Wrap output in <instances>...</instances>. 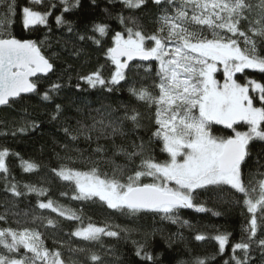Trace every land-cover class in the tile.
<instances>
[{
	"label": "snow or ice",
	"instance_id": "snow-or-ice-1",
	"mask_svg": "<svg viewBox=\"0 0 264 264\" xmlns=\"http://www.w3.org/2000/svg\"><path fill=\"white\" fill-rule=\"evenodd\" d=\"M119 2L125 8L140 9L149 0ZM151 3L157 9V26L151 33L128 26L129 22L135 25L134 18L118 13L124 31L111 34L109 45L103 43V38L109 36L107 24H93L91 36L79 35L80 40L90 39L101 47L106 64L111 65L107 76L101 65L79 80L88 89L112 93L125 87L122 82L127 81L130 62L155 61L158 70L151 88H128L135 101L143 102L152 111L155 130L145 144L137 131L142 127L141 114L129 105L122 106L124 112L120 116L114 117L112 112L101 114L96 109L97 115L88 114L90 124L77 120L74 128L64 126L63 132L71 142L83 137L89 145L96 142V146L86 156L79 147L64 145L69 151L60 158L58 167L50 169L55 178L71 188L70 193L60 195L80 203H99L132 223L150 215L191 227L187 220L181 219V210L204 212L207 210L204 205L196 202L201 191L227 190L245 215L241 238L230 242L231 233L217 231L210 237L217 245L215 255L196 257L190 264H209L229 248L231 255L224 264H253L251 253L255 250L260 251L264 264V161L260 154L253 161L250 147L254 141L264 142V83L250 78L247 71L264 73V0H151ZM59 6L62 11L54 17L55 23L58 27L67 25L72 32L71 22L63 13L78 7L79 0H59ZM57 7L55 0H29L23 7L18 6L17 0H0V108L21 105L28 94L49 101L63 88L57 80L41 93V80L54 72V63L44 52L51 46L48 37L17 38L12 33L17 19L24 30L44 26L51 31L49 17ZM146 71L150 68L146 67ZM218 72L223 75V83L216 78ZM76 89L81 91L79 83ZM62 112V106L57 104L51 119H58ZM214 125L231 131L215 135ZM238 125H246L247 130H239ZM36 127L34 122L22 120L11 129V134H24ZM118 136L126 144L117 145ZM101 139L110 140L111 149L100 144ZM153 140L167 154L163 161L149 151ZM13 156L20 159L26 173L38 168L8 147L0 148V180L4 182L5 194L10 193L13 198L11 203L14 205L17 199L34 193L36 208L50 210L67 221H77L79 226L67 234V241L54 239L60 247L53 249L45 247L44 234L35 227H0V264H78L72 256L64 257L65 244L70 253H87V264H111L97 251L72 248V238L103 249L104 238L128 239L135 229L113 223L110 218L97 224L89 217L85 224L82 209L59 204L48 196L47 188L21 185L9 166ZM117 156L124 157L126 163L117 164ZM77 162L83 167H75ZM9 214L19 215L6 208L0 214V222L9 223ZM45 220L53 230L58 228L55 219L32 217V222H40V226H44ZM16 223L19 225L21 221ZM194 238L204 241L209 237L198 233ZM132 243L136 245V257L155 264L157 258L143 244L135 240ZM112 254L115 256L114 251Z\"/></svg>",
	"mask_w": 264,
	"mask_h": 264
},
{
	"label": "trees",
	"instance_id": "trees-1",
	"mask_svg": "<svg viewBox=\"0 0 264 264\" xmlns=\"http://www.w3.org/2000/svg\"><path fill=\"white\" fill-rule=\"evenodd\" d=\"M58 4L53 9V15L49 17V27L37 26L38 30H24L22 24L17 19L12 25V33L17 38L44 39L48 37L50 47L44 49L45 54L54 63V72L49 73L40 82L41 93L46 91L51 83L59 82L63 88L59 94L49 101H44L40 96L30 94L25 97L21 105H13L12 108H0V132H6L7 135H0V148L8 147L11 152L19 153V157L29 160L38 165L34 172L26 173L22 170L21 161L18 157H10V168L12 175L21 185L35 184L37 187L48 189V196L66 207L82 209L81 215L88 222L101 224L107 218L113 223L127 225L129 228L135 229L128 234V239L116 240L113 238H104V248L98 245L86 244L72 238V248L86 247L92 251H97L111 264H151V262L141 261L135 256L136 245L133 240L145 246V250L156 257L155 264H190L196 257L213 256L217 252L216 242L210 237L214 236L217 231L231 233L230 242L239 241L242 234V228L245 225V215L242 214V208L238 206L231 193L227 190H204L196 198V202L203 204L207 209L204 212H196L194 209L181 210V219L187 220L191 227L172 224L170 221L161 220L158 217L153 218L150 215L138 219L132 223L128 219L119 214H112L99 203H80L72 201L68 197L61 196V192H71V188L66 182L55 178L50 169L56 168L61 163L60 158L65 155L69 149L64 148L65 144L71 147H79L84 150L87 156L92 148L96 146V142L89 145L83 137L76 142H71L63 132L64 126H77V120L85 124H90L91 120L88 114L97 115L96 109L101 110V114L112 112L113 116H120L124 112L123 105L134 106L141 114L142 127L138 129V135L144 138L145 144H148V138L151 137L155 130L152 120V111L143 103L137 102L130 95L128 88L135 86L150 87L156 79L155 72L158 70L153 62L149 64L145 62L133 61L130 63V69L127 74V81L122 82L125 87L108 93L99 88L88 89L80 76L87 75L101 65L104 66L103 74L107 76L110 64H106L104 51L97 46L92 40H80L79 35L91 36L92 26L96 23H103L109 26V36L103 38L105 46L110 44V36L115 31H124V25L119 23L118 13L131 16L135 20V25L129 22L128 26L142 28L145 32L151 33L156 28L157 9L149 0V3L140 9H128L116 0L110 3L109 0H79V6L71 11L63 13L64 18L71 22L72 32L68 31V26L58 27L55 23V16L61 15L62 8L59 6V0H55ZM29 0H17L19 7L26 6ZM106 9L108 11H106ZM2 14V13H0ZM77 52L79 53L77 55ZM55 53V55H53ZM150 65V71H146L145 66ZM248 75L252 79H257L264 83V73L253 72L247 70ZM222 74H216V78L221 79ZM238 78L243 82L240 74ZM81 85V91H77L76 85ZM60 104L63 112L58 119H51L55 112V107ZM79 109V111H78ZM29 123L34 122L38 127L34 130L30 129L24 134L13 136L11 129L19 125L21 121ZM239 130H247L246 125H238ZM215 135H226L231 130L224 129L218 125L213 126ZM132 137H129L131 139ZM117 145L126 141L122 137H116ZM100 144L111 149V141L101 139ZM139 143V140H137ZM252 150L253 161L260 154V159L264 161V142L254 141L250 145ZM149 151L157 160L163 161L167 158V154L160 151L159 142L153 140L149 147ZM59 154V155H57ZM110 154V153H109ZM117 164H125L124 157H115ZM139 159L137 158V163ZM75 167H83V164L77 162ZM255 170V169H253ZM7 196V200H6ZM10 193L5 194L4 182L0 180V214L5 212L6 208H10L12 212L19 213L13 216L9 214V223L0 222V227H35L43 233L45 247L49 249L59 248L60 245L54 243L55 240L69 239L68 233L75 227L79 226L77 221H67L57 217L50 210H40L36 208L37 197L34 193L16 200L13 205L11 203ZM46 200L47 197H40ZM28 215L25 216L24 214ZM218 213V215H214ZM34 215H43L58 221V228L53 230L51 226H40V222L33 223ZM21 223L18 225L16 221ZM203 233L208 239L204 241L195 240V235ZM115 252L113 256L112 252ZM64 257L72 256L78 264H87V253H70L68 246L65 244L63 248ZM105 253H107L105 255ZM253 264H261V253L255 250L252 253ZM231 255V249H227L223 256L216 255L215 259L209 261V264H224V261ZM118 257L119 259H116Z\"/></svg>",
	"mask_w": 264,
	"mask_h": 264
},
{
	"label": "rangeland",
	"instance_id": "rangeland-1",
	"mask_svg": "<svg viewBox=\"0 0 264 264\" xmlns=\"http://www.w3.org/2000/svg\"><path fill=\"white\" fill-rule=\"evenodd\" d=\"M150 62H153V63H154V65H156V66H157V68H158V65H157V63H156L155 61H150ZM150 62H149V63H150ZM149 63H147V64H149ZM146 67H147V68H150L151 66H150V65H146V66H145V68H146ZM219 73H220V74H222L221 72H218V73H217V75H218ZM216 77H217V76H216ZM218 80H220V81H221V83H223V75H221V79H220V78H218ZM218 126H220V127H222V128H223V126H221V125H218ZM218 136H223V135H222V134H219Z\"/></svg>",
	"mask_w": 264,
	"mask_h": 264
},
{
	"label": "water",
	"instance_id": "water-1",
	"mask_svg": "<svg viewBox=\"0 0 264 264\" xmlns=\"http://www.w3.org/2000/svg\"><path fill=\"white\" fill-rule=\"evenodd\" d=\"M134 61H139V62H145V63H147V62H150V61H140V60H134ZM133 62V61H132ZM131 63V62H130ZM28 95H30V94H28Z\"/></svg>",
	"mask_w": 264,
	"mask_h": 264
}]
</instances>
